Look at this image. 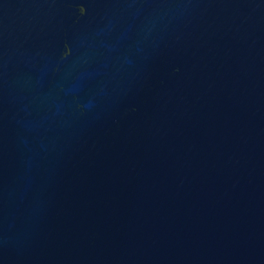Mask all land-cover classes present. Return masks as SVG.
<instances>
[{
	"label": "water",
	"instance_id": "obj_1",
	"mask_svg": "<svg viewBox=\"0 0 264 264\" xmlns=\"http://www.w3.org/2000/svg\"><path fill=\"white\" fill-rule=\"evenodd\" d=\"M0 264H264V0H0Z\"/></svg>",
	"mask_w": 264,
	"mask_h": 264
}]
</instances>
